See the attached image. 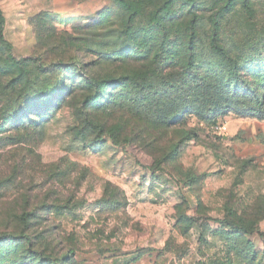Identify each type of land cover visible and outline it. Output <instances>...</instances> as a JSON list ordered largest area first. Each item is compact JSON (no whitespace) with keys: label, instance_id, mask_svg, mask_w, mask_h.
<instances>
[{"label":"rangeland","instance_id":"rangeland-1","mask_svg":"<svg viewBox=\"0 0 264 264\" xmlns=\"http://www.w3.org/2000/svg\"><path fill=\"white\" fill-rule=\"evenodd\" d=\"M194 2L0 0V264H264V0Z\"/></svg>","mask_w":264,"mask_h":264},{"label":"trees","instance_id":"trees-1","mask_svg":"<svg viewBox=\"0 0 264 264\" xmlns=\"http://www.w3.org/2000/svg\"><path fill=\"white\" fill-rule=\"evenodd\" d=\"M221 2H223V0H215V3H214L215 6H213V7L216 8V6ZM195 7H197V4H195L194 0H190L189 4H184V3L180 4L179 10H178L179 11L178 19L180 18L181 20H184V19H186V17H189L191 15L193 16L194 12L196 10ZM3 26H4V15H3L2 10L0 8V35H2ZM192 26H194V24L189 23L186 29H188ZM258 115H259V117H262V118L264 117V114L258 113Z\"/></svg>","mask_w":264,"mask_h":264}]
</instances>
